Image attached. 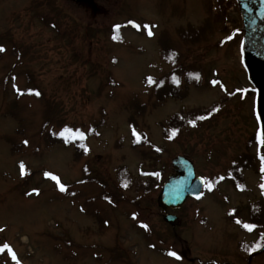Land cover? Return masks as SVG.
Here are the masks:
<instances>
[{"label": "rangeland", "instance_id": "374dc122", "mask_svg": "<svg viewBox=\"0 0 264 264\" xmlns=\"http://www.w3.org/2000/svg\"><path fill=\"white\" fill-rule=\"evenodd\" d=\"M205 17L207 35L180 38ZM241 25L236 0H0V245L22 264H225L235 245L264 240L263 220L250 234L228 219L235 206L246 219L264 196L255 158L233 171L264 149L241 89L250 86ZM171 82L179 95L163 93ZM191 107L208 109L207 120L161 131V120ZM65 126L84 140L65 142ZM182 153L213 186L167 223L156 196ZM124 166L138 182L150 178V189H121ZM10 256L0 252V264Z\"/></svg>", "mask_w": 264, "mask_h": 264}, {"label": "water", "instance_id": "95a60500", "mask_svg": "<svg viewBox=\"0 0 264 264\" xmlns=\"http://www.w3.org/2000/svg\"><path fill=\"white\" fill-rule=\"evenodd\" d=\"M239 3L247 30L244 64L250 81L258 91V114L264 135V0H239ZM171 165L173 173L164 181L156 198L161 209L179 207L188 196L196 197L202 185L201 178L195 177L193 163L187 157L177 155L171 159ZM174 218L175 215H165L167 221Z\"/></svg>", "mask_w": 264, "mask_h": 264}, {"label": "snow or ice", "instance_id": "6c2138e0", "mask_svg": "<svg viewBox=\"0 0 264 264\" xmlns=\"http://www.w3.org/2000/svg\"><path fill=\"white\" fill-rule=\"evenodd\" d=\"M127 23H128V24H132V25H133L134 27H136V28H140V25L137 24V23H136L135 21H133V20H129V21H127ZM113 27H114V29H116V30L118 31L119 28H120L121 26L117 24V25H114ZM144 27H145L146 29H148L147 34H148L149 36H152L153 33H152V31L150 30L149 26H148V25H144ZM118 38H119V37L114 33V35H113V39H118ZM230 38H231V37H225V39H230ZM0 51H4V48H3L2 45H0ZM197 75H198V74H197ZM173 79L176 80L177 83L179 82L178 79H177L175 76H173ZM147 81H148V83H150V84L154 82V81H153V78H152L151 76L147 77ZM212 83L215 84V83H217V81L214 80V81H212ZM17 91H20V89L18 88ZM28 91H29V92H35L36 95H39V94H40V93H39L38 91H36L35 89H28ZM212 111H216V109L213 108ZM200 119H204V117H200ZM189 123H193V124H194L195 121H189ZM175 132H176V130L173 129V130H172L173 135L175 134ZM133 133H134V135H137V139H139V136H138V134H136L135 129H133ZM57 134H58L59 136L63 137L64 140H65V142H68L70 139H73V140H74V139H77V138H79L81 141H83L84 138H85V133H84V132L80 131L79 129L73 130L72 128H69V127H67V126H65V127H64L61 131H59ZM256 138H257V140L260 141L261 143H264V140H261V134H260V132H257ZM24 143L27 144L28 141H24ZM81 147H83L85 151L88 150V149H87V146L84 145V144H81ZM260 158H261V161H262V167H261V170L264 171V155H262ZM20 170H21V175H24V174H25V166H24V163H23L22 161L20 162ZM44 175H45L46 177H51L53 180H55L56 183L58 184V186H59V188H60L61 191H64V190H65V187H66V186H65L63 183H60L59 178H58L57 176H55L53 173L48 172V171H45ZM201 179H202V180H207V178H205V177H201ZM220 179H223V177H220ZM206 186H207L209 189H211L213 185H212L211 182H208V183L206 184ZM240 187H242V186H240ZM262 187H264V185H262ZM32 191H33V192H36V191H38V190H37V189H33ZM133 216H135V213H133ZM237 222L240 223L239 220H238ZM243 226H244L245 228L249 229V230H251L252 228L255 227V225H251V224H248V223H244ZM144 227H147V225H144ZM256 247H260V245L257 244ZM5 249H6V250L8 251V253L11 255L12 260L16 261V264H20L19 260H18L17 257H16V254H15L14 251L11 249V247H10L9 244L4 243V244L0 245V252H3ZM169 254H170L171 256H173V257H177V253H176L175 251H170Z\"/></svg>", "mask_w": 264, "mask_h": 264}, {"label": "trees", "instance_id": "16d2710c", "mask_svg": "<svg viewBox=\"0 0 264 264\" xmlns=\"http://www.w3.org/2000/svg\"><path fill=\"white\" fill-rule=\"evenodd\" d=\"M201 32H202V29H195V28L189 26L187 29L184 30L183 35L188 36L186 38L189 40H193V39L197 40L201 37V34H200ZM168 89H169V87L166 90H168ZM199 111H200V108H198V107L182 110L179 113H175V114L171 115L167 120H165V122L163 124L161 123V126L162 125H163V127H165V126H169V127L178 126L182 123L183 119H192V118L200 116L201 114H204L203 112L199 113ZM208 112L209 111L207 109L205 111V113H208ZM166 124H168V125H166ZM79 147L82 150V147L80 145H78V148ZM244 159H246V158L244 157ZM251 160H252V157L250 155L247 157L246 162L251 163ZM246 162H244L240 167L241 168L245 167ZM118 170L119 171L117 173V177L120 179V181L122 183H125L127 186L128 185L133 186V185L137 184L138 187H140L141 189H148L152 186V180L150 178H147V180H145V181L138 182L137 181L138 176L131 175L130 172H128V170L125 167L119 168ZM233 171H235L236 173L239 174V171L236 168H233Z\"/></svg>", "mask_w": 264, "mask_h": 264}, {"label": "flooded vegetation", "instance_id": "af4514ba", "mask_svg": "<svg viewBox=\"0 0 264 264\" xmlns=\"http://www.w3.org/2000/svg\"><path fill=\"white\" fill-rule=\"evenodd\" d=\"M263 249H264V247L263 246H261ZM260 247V248H261ZM262 249V250H263ZM240 252H242V251H240ZM237 258H238V261H239V263H243V264H264V257H263V259H260V260H256V261H250V259L249 260H246V261H244L242 258H243V255L242 254H238V252L236 251V255H235Z\"/></svg>", "mask_w": 264, "mask_h": 264}]
</instances>
